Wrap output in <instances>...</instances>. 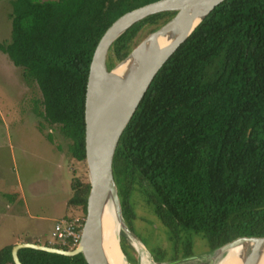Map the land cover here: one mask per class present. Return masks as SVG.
<instances>
[{
	"label": "trees",
	"instance_id": "obj_1",
	"mask_svg": "<svg viewBox=\"0 0 264 264\" xmlns=\"http://www.w3.org/2000/svg\"><path fill=\"white\" fill-rule=\"evenodd\" d=\"M153 1L10 0L9 39L0 51L35 84L32 112L68 139L77 161L85 157L93 50L117 17ZM174 13L131 25L112 43L108 66ZM44 136L51 140V132ZM112 165L124 218L134 216L136 192L165 229L169 245L151 253L155 262L195 254L183 232L199 235L205 253L237 237L264 236V0H224L195 27L154 75L119 136ZM70 188L66 206L80 208V232L89 184L74 176ZM12 245L0 248V264H13ZM17 256L21 264H87L81 254L30 248Z\"/></svg>",
	"mask_w": 264,
	"mask_h": 264
},
{
	"label": "water",
	"instance_id": "obj_2",
	"mask_svg": "<svg viewBox=\"0 0 264 264\" xmlns=\"http://www.w3.org/2000/svg\"><path fill=\"white\" fill-rule=\"evenodd\" d=\"M224 0H156L129 10L117 17L99 38L89 63L84 99V161L87 170L89 191L86 198V213L80 229V237L71 250L43 244L18 242L11 247L13 264H21L17 251L22 248L42 250L49 253L73 256L81 254L87 264H112L103 246L102 219L105 206L113 209L117 229V244L127 264L130 259L128 246L136 250L132 241L143 243L131 232L125 222L113 172V154L117 141L151 80L167 58L183 43L195 27ZM165 11L175 13L139 40L121 59L109 65L112 43L134 23ZM164 39L170 42L159 47ZM152 58L143 80L126 104L121 105L126 76L136 64L139 66ZM115 69L119 72H115ZM120 69V70H119ZM235 249L239 264L264 263V236L237 237L204 254H194L170 262L154 264H220L231 249ZM137 251V250H136ZM139 260L136 259V263Z\"/></svg>",
	"mask_w": 264,
	"mask_h": 264
},
{
	"label": "rangeland",
	"instance_id": "obj_3",
	"mask_svg": "<svg viewBox=\"0 0 264 264\" xmlns=\"http://www.w3.org/2000/svg\"><path fill=\"white\" fill-rule=\"evenodd\" d=\"M9 12L10 0H0V42L9 39ZM38 97L35 84L25 82L20 69L0 51V248L35 239L39 244L61 243L53 235L55 222L82 216L80 208L66 206V200L74 176L87 181L85 161L72 158L68 139L32 112V100ZM47 132H51L50 141L44 136ZM131 201L134 216L125 219L131 232L150 255L159 245L167 248L165 229L151 207L136 192ZM182 236L191 239L195 254L205 253L199 235L183 232ZM132 253L138 260L134 248Z\"/></svg>",
	"mask_w": 264,
	"mask_h": 264
},
{
	"label": "bare ground",
	"instance_id": "obj_4",
	"mask_svg": "<svg viewBox=\"0 0 264 264\" xmlns=\"http://www.w3.org/2000/svg\"><path fill=\"white\" fill-rule=\"evenodd\" d=\"M162 42L158 44L159 47H166L169 45L168 42L164 41V39L161 40ZM147 62L140 64L139 66L136 64L135 67H133L132 70L127 73L126 76H130L127 81L130 83L129 85H125L124 92L122 95L121 105L126 104L128 102L129 97L133 92H137L143 77L152 62V58L146 60ZM120 70V69H119ZM115 72H119L115 69ZM116 224L114 220L113 215V209L111 206H109V203L105 206V210L103 213V219H102V238H103V246L105 251L107 252L110 261L112 264H127L124 259L123 255L121 254L118 244H117V229ZM134 247L136 248L138 252V260L139 264H154L144 249V247L139 244L136 240L132 241ZM235 249H231L227 252L225 255V259L222 260L220 264H239V259L235 256ZM264 264V263H263Z\"/></svg>",
	"mask_w": 264,
	"mask_h": 264
},
{
	"label": "built area",
	"instance_id": "obj_5",
	"mask_svg": "<svg viewBox=\"0 0 264 264\" xmlns=\"http://www.w3.org/2000/svg\"><path fill=\"white\" fill-rule=\"evenodd\" d=\"M79 219H61L53 226V235L61 243L70 242L74 246L77 244L80 232L76 230Z\"/></svg>",
	"mask_w": 264,
	"mask_h": 264
},
{
	"label": "crops",
	"instance_id": "obj_6",
	"mask_svg": "<svg viewBox=\"0 0 264 264\" xmlns=\"http://www.w3.org/2000/svg\"><path fill=\"white\" fill-rule=\"evenodd\" d=\"M22 242V241H21ZM23 242H25V241H23Z\"/></svg>",
	"mask_w": 264,
	"mask_h": 264
}]
</instances>
